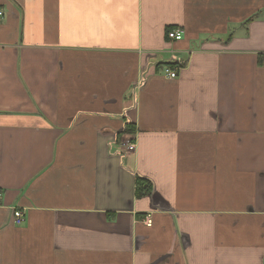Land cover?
Instances as JSON below:
<instances>
[{
	"label": "crops",
	"instance_id": "obj_1",
	"mask_svg": "<svg viewBox=\"0 0 264 264\" xmlns=\"http://www.w3.org/2000/svg\"><path fill=\"white\" fill-rule=\"evenodd\" d=\"M0 10V264H264V0Z\"/></svg>",
	"mask_w": 264,
	"mask_h": 264
},
{
	"label": "built area",
	"instance_id": "obj_2",
	"mask_svg": "<svg viewBox=\"0 0 264 264\" xmlns=\"http://www.w3.org/2000/svg\"><path fill=\"white\" fill-rule=\"evenodd\" d=\"M4 13L2 10H0V19L3 17ZM168 36L175 40H181L183 39L184 32L180 30L170 31L168 33ZM165 73L168 77L175 78L177 76L176 70L172 67L168 66L165 68ZM123 146L125 147V150L127 152H133L136 150V142L134 139L130 138L124 141ZM15 215V223L20 225L24 221V214L21 210H16L14 212ZM147 223L150 225L152 223V220L150 218L147 219Z\"/></svg>",
	"mask_w": 264,
	"mask_h": 264
},
{
	"label": "trees",
	"instance_id": "obj_3",
	"mask_svg": "<svg viewBox=\"0 0 264 264\" xmlns=\"http://www.w3.org/2000/svg\"><path fill=\"white\" fill-rule=\"evenodd\" d=\"M134 126L132 123L126 124V132L129 134L134 133ZM153 187L152 184L143 178L138 177L136 180V194L138 197L145 195H152Z\"/></svg>",
	"mask_w": 264,
	"mask_h": 264
}]
</instances>
